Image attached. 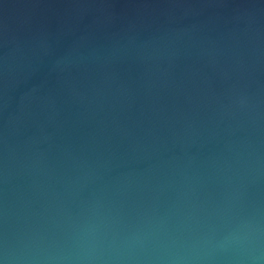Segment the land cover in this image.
Instances as JSON below:
<instances>
[{
    "label": "water",
    "instance_id": "1",
    "mask_svg": "<svg viewBox=\"0 0 264 264\" xmlns=\"http://www.w3.org/2000/svg\"><path fill=\"white\" fill-rule=\"evenodd\" d=\"M0 264H264V0H0Z\"/></svg>",
    "mask_w": 264,
    "mask_h": 264
}]
</instances>
